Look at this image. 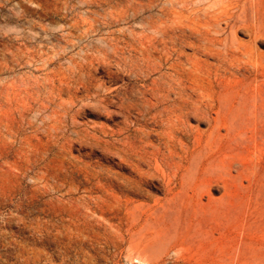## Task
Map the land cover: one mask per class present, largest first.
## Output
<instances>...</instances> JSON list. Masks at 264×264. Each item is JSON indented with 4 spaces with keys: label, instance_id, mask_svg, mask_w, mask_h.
<instances>
[{
    "label": "rangeland",
    "instance_id": "1",
    "mask_svg": "<svg viewBox=\"0 0 264 264\" xmlns=\"http://www.w3.org/2000/svg\"><path fill=\"white\" fill-rule=\"evenodd\" d=\"M263 69L264 0H0V264H264ZM174 99L247 133L197 202L136 161Z\"/></svg>",
    "mask_w": 264,
    "mask_h": 264
},
{
    "label": "bare ground",
    "instance_id": "2",
    "mask_svg": "<svg viewBox=\"0 0 264 264\" xmlns=\"http://www.w3.org/2000/svg\"><path fill=\"white\" fill-rule=\"evenodd\" d=\"M184 48H186V47H184ZM154 51H155V49H154ZM157 53H160V52L157 51ZM185 57H187V56H185ZM177 64H179V63H177ZM175 66L177 67V65H175ZM183 70L186 71V69H183ZM194 70H195V68H194ZM263 71H264V69H263ZM180 72L183 73L181 70H180ZM191 72H189V73H191ZM263 74H264V72H263ZM195 77H193V79ZM193 81L196 83V80H193ZM179 82H180V79H179ZM189 83H191V81ZM195 85H196V87H198L197 84H195ZM140 90H141V88H140ZM123 96L124 95H122V97ZM135 99H136V97H135ZM115 102H117V101H115ZM135 103H137V102H135ZM166 103H167V107L165 106V108L163 109V112L166 114V118L159 122V127L161 129H163V131L157 135V143L155 145H149V143H148L147 148L151 149V152H149V153L146 151L145 152L142 151V153H139V154L136 153V161H137V163H140V164L144 163L149 167L152 166L154 168L153 170L156 171L157 173H159L160 177L164 181H167V185L172 184L175 180H177L180 177L181 181H182L181 190L183 191V190L189 189L190 193H191V195L189 196V199L197 202L198 200H200V197H202L203 193H206L208 196V192H209L210 188H212L214 185H218L220 182H223L224 179H222L221 175L224 174L227 171V169L230 167V165L233 163L231 161L232 160L231 157L227 156V154H224L222 157H219L221 155L219 154L218 148L212 147L213 144L215 145L218 143H222L226 140V135H220V132L221 131L227 132V136H230V134H232L234 137L237 136L236 138H240V139H241L242 135L244 137L247 133L244 134L242 131H240L238 126H235L229 120L227 113L225 111H223L222 109H217L215 112L212 113L211 110H213V108H215V100H213V99H209L207 102H205L206 103L205 107H207L210 110V112L214 115V117H209L207 119L208 129H205V130H200L198 128L192 129V128L188 127L185 124V121L183 120V116L180 114V112L186 106L190 105L192 107L197 108L198 105L202 102H200L197 99L192 100V101H188V100H184V99H174L172 101H167ZM116 104H118V103H116ZM253 107H254V105H253ZM177 112H179V113L177 114ZM152 125L153 124H151V126ZM149 126H150V124H149ZM153 128H155V127H153ZM249 134H250L249 137H246V138L248 140H255L257 138L258 132L256 130H253ZM241 140H243V138ZM137 149H138V147H137ZM201 150L205 151V154L200 159V162H198L197 167H196L197 172L201 171L200 177L199 178L197 177L198 179L196 180V182H193L192 184H187V182H185L184 178L189 173L190 166L195 162L197 156H200ZM193 155H196V157H193ZM218 158L220 159L219 163L221 165L218 168V170H216V169H214L215 167L213 168L212 164ZM159 162H160L161 166L167 167L169 169L170 173L166 174L163 169L161 170L160 165L158 164ZM237 163H238V165H241L239 162H237ZM201 164L203 166L205 165V169H200L201 167L199 168V165H201ZM185 165H187V167ZM216 171L219 173H217ZM93 172H94V170H93ZM95 175L97 176V174H95ZM138 175H139V178H141V177L148 175V173H142L141 172V173H138ZM126 192H128V190H126ZM106 193H108V192H106ZM129 201H130L129 199H126L125 204H128ZM113 206H114V204H113ZM108 208H111V207H108ZM111 210L113 211L112 208H111ZM93 211H95V210H93Z\"/></svg>",
    "mask_w": 264,
    "mask_h": 264
}]
</instances>
